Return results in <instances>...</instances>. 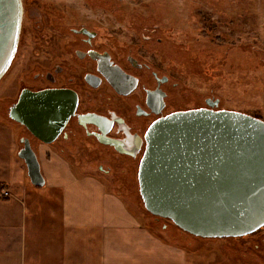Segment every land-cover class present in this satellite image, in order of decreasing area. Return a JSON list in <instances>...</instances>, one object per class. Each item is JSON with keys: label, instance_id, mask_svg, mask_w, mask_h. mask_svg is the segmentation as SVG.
<instances>
[{"label": "flooded vegetation", "instance_id": "1", "mask_svg": "<svg viewBox=\"0 0 264 264\" xmlns=\"http://www.w3.org/2000/svg\"><path fill=\"white\" fill-rule=\"evenodd\" d=\"M79 3L75 6V0H23L18 48L8 70L16 54L28 47L26 61L35 57L37 65L19 80L14 79L17 86L13 93L0 101L8 118L21 125L18 146H54L60 152L94 146L92 149L109 162L105 168L109 173L119 157L131 164L137 161L139 166L146 131L156 119L179 110L223 109L220 99L212 94L204 96L201 90L188 93L186 75L192 65L198 66L199 60H170L165 47L170 31L161 36L157 27L143 25L139 40L136 33L125 36L122 32L117 39L112 31L106 32L105 17L90 15L89 0ZM206 18L202 22L213 28L216 18ZM207 20L213 22L208 24ZM32 93L48 99L44 105H36L49 109L45 112L49 116L47 127L40 126L38 135L10 116L16 113L22 95L30 99ZM252 115L264 119L257 113ZM99 167L103 169L102 162ZM154 218L159 221L165 217Z\"/></svg>", "mask_w": 264, "mask_h": 264}, {"label": "rangeland", "instance_id": "2", "mask_svg": "<svg viewBox=\"0 0 264 264\" xmlns=\"http://www.w3.org/2000/svg\"><path fill=\"white\" fill-rule=\"evenodd\" d=\"M89 3L90 15L105 17L106 32L112 31L117 39L122 32L125 36L136 33L139 40L143 25L157 27L161 36L170 31L165 40L170 60L177 63L189 62L193 57L199 60L200 67L192 65L188 69V93L201 90L204 96L212 94L219 98L220 108L240 109L264 118V0H89ZM79 4L75 0V6ZM206 16L216 18L213 28L202 22ZM28 49L16 54L10 69L0 78V101L13 93L17 86L14 79L36 68L35 57L26 61ZM174 75L180 78L177 72ZM0 115V162H8L11 175L15 176L16 164L23 162L18 156L22 147L18 146L21 125L8 118L4 105L0 107ZM44 147L56 149L54 146H41V149ZM93 147L67 148L60 153L84 169L90 168L107 189L123 198L146 226L195 251L189 256L198 263L264 264V226L244 236L201 237L182 230L168 218L158 221L141 197L138 162L131 164L130 160L119 157L106 173L109 162ZM33 148L38 155V146ZM101 162L103 169L99 167ZM3 189L0 185V193Z\"/></svg>", "mask_w": 264, "mask_h": 264}, {"label": "water", "instance_id": "3", "mask_svg": "<svg viewBox=\"0 0 264 264\" xmlns=\"http://www.w3.org/2000/svg\"><path fill=\"white\" fill-rule=\"evenodd\" d=\"M22 14V0H0V78L17 51ZM29 98L22 95L10 116L38 135L49 109L36 105L48 99ZM145 138L138 182L152 214L201 237L242 236L264 226V119L225 108L179 110L153 121ZM18 156L31 182L43 185L33 146H22Z\"/></svg>", "mask_w": 264, "mask_h": 264}, {"label": "crops", "instance_id": "4", "mask_svg": "<svg viewBox=\"0 0 264 264\" xmlns=\"http://www.w3.org/2000/svg\"><path fill=\"white\" fill-rule=\"evenodd\" d=\"M37 150L43 185L31 182L24 160L15 176L0 162L8 192L0 193V264H201L187 245L142 223L90 168Z\"/></svg>", "mask_w": 264, "mask_h": 264}, {"label": "built area", "instance_id": "5", "mask_svg": "<svg viewBox=\"0 0 264 264\" xmlns=\"http://www.w3.org/2000/svg\"><path fill=\"white\" fill-rule=\"evenodd\" d=\"M1 192H2V195H7L8 194V192L5 191V190H2Z\"/></svg>", "mask_w": 264, "mask_h": 264}, {"label": "trees", "instance_id": "6", "mask_svg": "<svg viewBox=\"0 0 264 264\" xmlns=\"http://www.w3.org/2000/svg\"><path fill=\"white\" fill-rule=\"evenodd\" d=\"M262 227H263V226H262ZM262 227H260V228H262ZM260 228H259V229H260ZM257 230H258V229H257ZM186 232H187V231H186ZM242 236H244V235H242Z\"/></svg>", "mask_w": 264, "mask_h": 264}]
</instances>
